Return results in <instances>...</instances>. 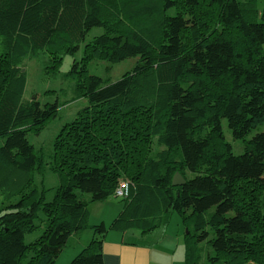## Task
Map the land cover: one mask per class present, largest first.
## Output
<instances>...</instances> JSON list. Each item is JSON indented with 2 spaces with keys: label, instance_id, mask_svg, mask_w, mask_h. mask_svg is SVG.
<instances>
[{
  "label": "trees",
  "instance_id": "trees-1",
  "mask_svg": "<svg viewBox=\"0 0 264 264\" xmlns=\"http://www.w3.org/2000/svg\"><path fill=\"white\" fill-rule=\"evenodd\" d=\"M257 3L0 0V264H53L88 226L94 236L68 264H103L109 230L146 233L173 213L186 230L184 264H264V6ZM96 26L103 32L84 43L70 71L73 96L87 105L59 129L47 161L27 134H38L59 103L25 97L22 61L45 50L55 70L59 51L74 53ZM130 57L133 66L116 80L87 73L89 60ZM222 119L243 141L241 153L226 141ZM48 165L55 187L26 179L16 199L6 194L24 182L10 172L44 174ZM176 172L181 185L172 184ZM120 182L129 189L119 213L109 226L90 225L88 204L116 196Z\"/></svg>",
  "mask_w": 264,
  "mask_h": 264
},
{
  "label": "rangeland",
  "instance_id": "rangeland-1",
  "mask_svg": "<svg viewBox=\"0 0 264 264\" xmlns=\"http://www.w3.org/2000/svg\"><path fill=\"white\" fill-rule=\"evenodd\" d=\"M258 7L264 6V0H258ZM103 32V28L100 26L93 27L87 33L85 40L79 43V48L74 53H69L66 50L61 52V59L56 69L54 70L51 67H48L47 64H50L49 58L52 56L47 51H40L36 58H25L22 61L23 68L26 69L27 72V82L25 88V97L30 98H38L41 104L45 102H54L57 101L58 104V112L56 116L48 120L41 128L38 134L34 132H29L27 134L28 140L34 145L37 153L42 151L44 157L47 161H49V156L52 151V141L55 135L58 133L59 129L62 125L72 120L78 110L87 105L86 99L83 97H77L74 95V82L75 78L71 74V68L76 61H82L83 57V46L84 43L94 35L100 34ZM4 44L2 36L0 35V54L4 51ZM136 58L130 57L126 58L117 63H110L107 60H98L92 59L86 62L87 65V73L98 75L101 77H106L111 80H116L120 77L123 71L129 69L133 66ZM31 93H36L30 95ZM222 129L224 132V136L226 141H228L233 148V152L235 154H239L244 149L243 141L240 139L236 140L232 137L231 131L227 126V122L225 119H222ZM264 125L260 126L258 130H263ZM254 130L248 135V138L252 136L256 131ZM3 142V138L0 137V145ZM192 176V175H190ZM10 179H15V181L24 180L23 183H18V188L16 190L11 188L7 190L6 194H11V200L16 199L17 192L22 190H27L29 188L28 185L24 184L26 179H29V185L31 187L39 186L42 182L46 187H55L58 184V179L56 174L52 172L48 168L45 170L44 174L39 173L36 170L31 172L19 171L10 172ZM41 183V184H42ZM51 193V192H50ZM52 195V193H51ZM6 196L4 191L0 190V200ZM85 197L88 198L89 195L85 194ZM122 201L121 198L110 195L108 198L102 201L90 202L88 204L89 209V219L88 222L90 225H98L102 222L104 218L111 217L106 224L109 226L112 219L119 213L121 210ZM103 217V219L101 218ZM175 231L178 230L182 236L186 231L180 216L176 213H173L170 216L169 222L160 227ZM94 228L88 226L81 230L79 235L72 236L68 245L60 252L57 257L60 260L66 258L68 255L66 254L68 251H72L75 248H78L75 254L71 257V259L81 250L83 249L94 236ZM39 234V229L33 230L31 233L26 234L25 241H32ZM203 248L205 249V244H203ZM205 256V251L202 253V257ZM70 259V260H71ZM69 260V261H70Z\"/></svg>",
  "mask_w": 264,
  "mask_h": 264
},
{
  "label": "crops",
  "instance_id": "crops-1",
  "mask_svg": "<svg viewBox=\"0 0 264 264\" xmlns=\"http://www.w3.org/2000/svg\"><path fill=\"white\" fill-rule=\"evenodd\" d=\"M110 218L102 222L105 224ZM162 226L146 233L139 229L109 230L102 240L103 264H184L182 234ZM77 249L68 251V256L60 261L56 258L53 264H68Z\"/></svg>",
  "mask_w": 264,
  "mask_h": 264
},
{
  "label": "built area",
  "instance_id": "built-area-1",
  "mask_svg": "<svg viewBox=\"0 0 264 264\" xmlns=\"http://www.w3.org/2000/svg\"><path fill=\"white\" fill-rule=\"evenodd\" d=\"M128 189H129V185L127 184V182H120L117 188L115 189V195L123 199L127 198Z\"/></svg>",
  "mask_w": 264,
  "mask_h": 264
},
{
  "label": "water",
  "instance_id": "water-1",
  "mask_svg": "<svg viewBox=\"0 0 264 264\" xmlns=\"http://www.w3.org/2000/svg\"><path fill=\"white\" fill-rule=\"evenodd\" d=\"M185 182V179L178 173L176 172L173 177H172V184L173 185H181Z\"/></svg>",
  "mask_w": 264,
  "mask_h": 264
}]
</instances>
